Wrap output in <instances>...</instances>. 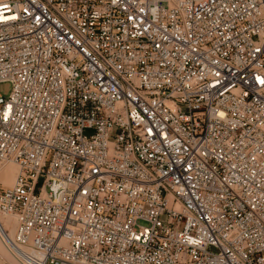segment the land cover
Returning a JSON list of instances; mask_svg holds the SVG:
<instances>
[{
  "label": "built area",
  "instance_id": "built-area-1",
  "mask_svg": "<svg viewBox=\"0 0 264 264\" xmlns=\"http://www.w3.org/2000/svg\"><path fill=\"white\" fill-rule=\"evenodd\" d=\"M0 81L14 264H264V0H0Z\"/></svg>",
  "mask_w": 264,
  "mask_h": 264
},
{
  "label": "rangeland",
  "instance_id": "rangeland-1",
  "mask_svg": "<svg viewBox=\"0 0 264 264\" xmlns=\"http://www.w3.org/2000/svg\"><path fill=\"white\" fill-rule=\"evenodd\" d=\"M10 90H11V84L8 81H0V95L2 97L6 98L9 94ZM8 165L11 167L10 169L14 173L17 168L12 163H7L6 165L0 167V170L2 168L4 169ZM11 179H9V181H7L6 184H4V185H10ZM0 183L3 184L2 181H0ZM0 256H2V258L6 259V260L12 262V264H14L13 261L11 260V258L7 255V253H5V251L3 250V248L1 246H0ZM2 258H0V264H2V260H3Z\"/></svg>",
  "mask_w": 264,
  "mask_h": 264
},
{
  "label": "bare ground",
  "instance_id": "bare-ground-1",
  "mask_svg": "<svg viewBox=\"0 0 264 264\" xmlns=\"http://www.w3.org/2000/svg\"><path fill=\"white\" fill-rule=\"evenodd\" d=\"M7 164V163H6ZM6 164H4V165H6ZM3 165V166H4ZM2 167V166H1ZM11 167L8 165L7 167H5L4 169L2 168L1 170H0V181H2V183L3 184H6V182L7 181H9V179H11V182H10V184H12V181H13V179H14V177H15V175H16V172L17 171H15L14 173L12 172V170L10 169ZM1 246V245H0ZM2 247V246H1ZM4 250V249H3ZM6 253V252H5Z\"/></svg>",
  "mask_w": 264,
  "mask_h": 264
}]
</instances>
